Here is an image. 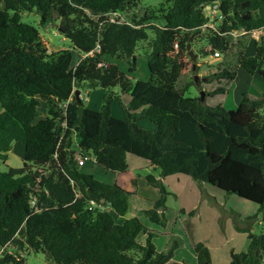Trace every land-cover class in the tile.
Returning <instances> with one entry per match:
<instances>
[{"label": "trees", "instance_id": "obj_1", "mask_svg": "<svg viewBox=\"0 0 264 264\" xmlns=\"http://www.w3.org/2000/svg\"><path fill=\"white\" fill-rule=\"evenodd\" d=\"M168 1L140 13L139 0H0V159L15 142L24 145L20 171L0 170V264H28L26 252H42L46 264H179L177 243L157 250L137 217L116 220L128 211L133 191L98 180L77 156L118 173L134 154L160 177L186 174L257 204L264 220V86L250 81L254 88L226 108L187 96L180 85L191 69L187 44L196 57L226 53L230 32L264 30V0ZM206 6H216L218 16L211 18ZM23 11H36L41 22L59 21L76 57L68 48L48 51L38 29L21 21ZM139 48L146 80L131 76ZM113 60L128 63L127 72ZM238 67L264 84V34L251 53L239 55ZM217 70L208 77L237 76V69ZM84 88L104 90L97 109L79 96ZM113 103L122 117L113 115ZM147 180L160 196L146 214L163 224L170 192L162 180ZM142 232L143 243L137 241ZM247 238L228 264H263L264 231ZM192 250L195 264H212L205 244Z\"/></svg>", "mask_w": 264, "mask_h": 264}, {"label": "rangeland", "instance_id": "obj_2", "mask_svg": "<svg viewBox=\"0 0 264 264\" xmlns=\"http://www.w3.org/2000/svg\"><path fill=\"white\" fill-rule=\"evenodd\" d=\"M165 3L167 0H139L137 10L142 13L143 9H156ZM168 3H171L170 0ZM20 19L38 29L41 37L47 43L48 51L68 48L73 52L74 58L76 57V52L72 49L69 40L58 29L59 21L41 22L40 15L36 11H23L20 14ZM239 33L235 32L229 35L231 46L226 53H220L217 57L198 55L194 60H191V69L180 82V85L186 87L187 96H199L200 92L203 91L205 102L208 105L220 104L230 108V103L234 104L239 100L240 92L252 90V85L249 86L250 81L258 89L263 88L264 84L259 75L250 77L243 69L239 70L235 80L208 77L212 73L218 72L217 68L236 70L239 55L251 53L254 43L259 41L264 30L259 29L245 34ZM190 49L194 52V49L191 47ZM137 54L136 69L131 76L134 79L146 80L149 77V69L144 49L139 48ZM113 61L121 71L127 72L128 63ZM192 64H195L194 70H192ZM220 87L223 88V93L213 96L208 94ZM86 90L87 88L82 89L79 96L83 98L87 106L97 108V104L101 103L102 100L101 88L88 89L85 92ZM40 109L42 115L43 108ZM112 113L115 116L122 115L117 104L112 106ZM140 124L150 129L154 128L147 120L141 121ZM77 143L78 137L73 135L72 147L74 149L77 148ZM23 156V143L15 142L7 154V159L5 161L0 159V170L11 169L10 172L12 173L19 172V168L23 165ZM127 160L130 163L129 169L118 173L103 169L95 163L93 158L85 160L84 164L80 166L102 182H116L126 190L133 191L130 196L128 211L125 215L116 217V220L120 222L125 218L137 217L152 233V242L157 250L167 251L174 243H177L178 248L174 252L173 260L179 264H195L192 246L196 242H202L208 247L212 264H228L231 259V252L245 250L249 233L259 234L264 231V220L261 218L257 204L235 194H227L210 184H199L190 176L180 173L163 178L162 182L170 192L166 197L165 208L162 209L165 219L163 224L152 222L146 212L153 207L154 202L159 198L160 190L148 181L147 177L151 175L155 179H159L161 178L160 171L158 168L147 164L145 159L134 154H129ZM102 207L113 214L109 206L101 203L100 208ZM255 215V218L249 220L250 225H248L245 218ZM243 227L247 228L243 229ZM145 239L146 234L143 232L137 236L138 242L143 243ZM1 250L0 247V253ZM25 256L28 264H46V258L42 252H26Z\"/></svg>", "mask_w": 264, "mask_h": 264}, {"label": "built area", "instance_id": "obj_3", "mask_svg": "<svg viewBox=\"0 0 264 264\" xmlns=\"http://www.w3.org/2000/svg\"><path fill=\"white\" fill-rule=\"evenodd\" d=\"M206 10H207V14L211 17V18H215L216 16H218L217 15V10H216V6H213V7H210V6H206ZM210 26H213L211 23H208ZM255 31H257V30H255ZM252 32H254V31H252ZM233 33H235V32H230V34H233ZM242 33H246L245 31H241L239 34H242ZM175 46H177V45H175ZM220 55V53H219V51H217V50H215L214 52H213V57H217V56H219ZM87 158H83V157H79V156H77V163H78V165L80 166L81 164H83L84 163V161L86 160ZM91 203L92 204H98V207H101V203L102 202H99V203H96L95 201H91ZM103 205H104V203H103ZM101 209H103V207L101 208Z\"/></svg>", "mask_w": 264, "mask_h": 264}, {"label": "crops", "instance_id": "obj_4", "mask_svg": "<svg viewBox=\"0 0 264 264\" xmlns=\"http://www.w3.org/2000/svg\"><path fill=\"white\" fill-rule=\"evenodd\" d=\"M242 34H245V33H242ZM240 69H241V68H239V67L237 68V74H238V72H239ZM236 77H237V76H236ZM250 77H253V76L250 75ZM235 79H236V78H235ZM87 91H88V89H87L85 92H87ZM89 92H90V91H89ZM101 94H103V90H102V89H101V91H100V95H101ZM238 97L240 98V95H239ZM121 98H122V100H123L124 102H127L128 99H129V96H128L127 94H121ZM238 101H239V100H238ZM238 101H237L236 103H234V104H233V103H230V105H229L230 108L236 106V105L238 104ZM114 104H115V103H113L112 106H113ZM97 105H98V107H99V106H100V103H98ZM98 107H97V108H98ZM97 108H95V109H97ZM120 112H121V110H120ZM121 114H122V112H121ZM117 117H122V115L118 114ZM141 121H143V120H141ZM141 121H140V122H141ZM140 122H139V123H140ZM150 124H151V123H150ZM151 125H152V124H151ZM142 126H143V125H142ZM146 128H147V127H146ZM128 155H129V154H127V159H128ZM127 161H128V160H127ZM83 164H84V163H83ZM147 164H149V163H147ZM149 166H150V165H149ZM151 166L155 167L154 165H151ZM81 167H82V166H81ZM129 167H130V163L128 162V169H129ZM10 170H11V169H10ZM165 177H166V176H165ZM163 178H164V177H161V178H159V180H163Z\"/></svg>", "mask_w": 264, "mask_h": 264}, {"label": "water", "instance_id": "obj_5", "mask_svg": "<svg viewBox=\"0 0 264 264\" xmlns=\"http://www.w3.org/2000/svg\"><path fill=\"white\" fill-rule=\"evenodd\" d=\"M187 49H188V55L191 57V60H194L195 59V53L190 49V44L188 43L187 44ZM195 69V64H192V70ZM195 79H197V77L195 76ZM76 95H79V91H76ZM204 92L201 91L200 92V99L203 100L204 99Z\"/></svg>", "mask_w": 264, "mask_h": 264}]
</instances>
